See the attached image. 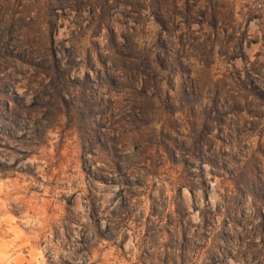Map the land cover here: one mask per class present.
<instances>
[{
	"label": "rangeland",
	"instance_id": "1",
	"mask_svg": "<svg viewBox=\"0 0 264 264\" xmlns=\"http://www.w3.org/2000/svg\"><path fill=\"white\" fill-rule=\"evenodd\" d=\"M0 264H264V0H0Z\"/></svg>",
	"mask_w": 264,
	"mask_h": 264
}]
</instances>
